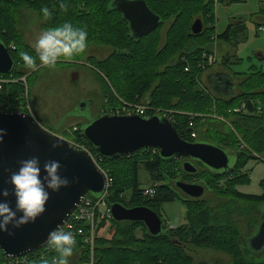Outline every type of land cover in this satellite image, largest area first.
<instances>
[{"label": "trees", "instance_id": "obj_1", "mask_svg": "<svg viewBox=\"0 0 264 264\" xmlns=\"http://www.w3.org/2000/svg\"><path fill=\"white\" fill-rule=\"evenodd\" d=\"M22 1L24 0H0V43L9 50L15 63L12 73L4 75L5 78L15 80V83L3 86L0 91V104L16 99L25 101L23 97L28 84L27 76L17 56L24 52L19 48L23 35L18 34V19L20 13L25 10L21 9L19 4L23 3ZM62 1L49 4L57 11H51V18L45 20L48 28L60 26L67 19H76V14H79L76 21L91 28L88 40L92 43L89 44L107 46L113 50L106 61L95 63V68L104 76L103 91L108 96L103 105L104 110L120 107L122 103H146L150 108L170 114L169 121L185 142L203 141L242 152L234 170L225 175L214 174L198 164L197 166L206 170V175L209 176L207 180L199 177L198 172L188 175L181 171L182 177L187 180L197 179L198 182L208 183L207 192L215 194L209 200L203 201L189 200L180 193L174 183L187 180L176 179L174 173L165 169L167 165L184 160L162 161L157 150H141L128 157L104 161L102 166L112 180L106 199L109 207L116 204L127 209L145 207L161 218L160 209L163 205L180 202L186 209L188 224L179 228L164 225L162 235L154 238L148 234L143 224L116 223L113 220L107 223L101 220L97 236L101 240L95 241V264H230L229 261L231 264H264V251L252 254L248 251L247 244L244 252L240 250L242 240L245 239L248 243L260 220V209L264 206V181L261 183L260 196L245 195L236 190L238 186L250 183L248 175L241 172L248 163L251 160L259 163L264 161V107L261 106L264 92L255 93L260 99L258 103L255 99L248 98L247 94L225 99L214 96L207 88H200L201 82L197 81V78L203 73L199 68L202 53L211 52L214 47L211 34L206 36L207 30L210 29L207 26L215 25L212 17L215 9L213 0H152L154 5L149 0H144L149 9L160 18L161 24L139 42L131 39L128 25L122 20L120 13L109 11L108 6L112 0H97L95 5L92 4L93 0H72L70 8L75 10L74 16L71 9L66 6L61 8V4H64ZM221 1L236 4L245 3L247 0ZM43 2L47 1L43 0L41 3ZM261 13L264 15V9ZM197 19L203 22L205 28L203 26V33L195 37L190 33V26ZM239 23L230 21L226 30L216 36V40L230 43L237 38V46L245 43V22L243 21L244 28L241 30L238 29ZM165 26V35L161 36L160 31ZM95 28L98 30L94 31ZM193 41H200L199 50L191 45ZM29 52L32 53L30 49ZM31 55H35L34 52ZM236 63L238 60L231 59L224 67L228 69ZM186 69L188 71H185ZM23 78L25 82L21 81ZM258 79L261 80V86L264 83V74L254 73L250 90L259 89L256 87ZM110 87L115 90L116 95ZM241 103L246 104V111L233 113ZM259 107L261 112L258 111ZM107 112L104 111L103 115ZM227 127L228 131L225 132ZM201 129L205 130L204 136L216 135L221 142L216 143L209 138L200 137ZM192 134H195V139L191 138ZM66 137L77 141L82 138L86 141L82 134ZM241 141L246 146L243 151L234 148ZM87 144L92 156L98 155L88 142ZM253 155L258 159H253ZM139 164L143 165L145 172L157 185L150 186L155 188L152 199L142 196L143 189L140 188L138 180ZM217 183L229 186L214 192ZM138 227L146 230L141 241L135 238L134 231ZM184 247L192 249H186L187 254L183 251ZM214 247L225 253L230 260L226 263L199 262L190 253L191 250ZM74 248L81 253L80 263L75 264H83L86 256L82 241H77ZM56 255L57 253H52L46 256L48 264H51ZM33 260L35 259L27 264H45V261ZM0 264L4 262L0 260Z\"/></svg>", "mask_w": 264, "mask_h": 264}, {"label": "water", "instance_id": "obj_2", "mask_svg": "<svg viewBox=\"0 0 264 264\" xmlns=\"http://www.w3.org/2000/svg\"><path fill=\"white\" fill-rule=\"evenodd\" d=\"M108 9L120 13L135 42L155 31L161 24L160 18L144 0H112ZM203 26L200 19L195 20L190 26L191 35L200 36ZM258 58L262 59V56ZM14 68L9 50L0 43V75H8ZM77 80V74L71 76L72 85H76ZM206 80L216 96L232 98L235 90L230 76L213 74ZM0 129L7 131L0 143V189L8 187L11 190L5 182L18 169L20 161L33 156L40 159L41 165L49 160L59 161L60 174L72 181L59 192L50 193L45 212L34 223L20 228L9 225L7 232H0V251L6 257L16 259L46 246L48 234L57 227H63L84 196L90 194L100 199L106 189V178L87 153L47 132L35 118L26 113H0ZM81 134L104 161L128 157L141 150H157L162 161L184 160L182 170L188 175L198 172L197 164L217 175L231 173L242 154L213 143L185 142L171 122L161 116L145 119L139 116L103 115L81 130ZM53 144L59 147L53 148ZM174 186L189 200H199L208 191L206 181H176ZM9 200L14 208V198L9 197ZM110 208L112 220L116 223L143 224L154 238L163 233L161 218L148 208L127 209L119 204ZM260 212V220L247 243L248 251L252 254L264 251V206Z\"/></svg>", "mask_w": 264, "mask_h": 264}, {"label": "rangeland", "instance_id": "obj_3", "mask_svg": "<svg viewBox=\"0 0 264 264\" xmlns=\"http://www.w3.org/2000/svg\"><path fill=\"white\" fill-rule=\"evenodd\" d=\"M39 1L42 2L43 0H24L22 1L24 4L21 2L19 3L22 6L21 9H25L20 13V18L18 19L20 23L18 34L23 35V40L19 48H22L24 52H29L30 49V51H32V53L29 52L30 54H33V52L35 54L32 46L35 44L40 33L49 29L45 24L46 19L43 18L41 9L43 7H48L50 11H57L56 8L49 4L53 3V1L56 3L58 0H46L47 2L43 3ZM96 1L97 0H93L92 4L95 5ZM149 1L154 5L153 3L155 2L152 0ZM62 2L64 3L63 5L71 9L70 4L73 3L72 0H63ZM213 2L215 9L213 10L212 17L214 18L213 21L215 25L207 26L210 29L207 30L206 36L211 34V41L213 40L214 42L213 50L215 49L217 52L218 62L209 70L203 71L197 78V81L199 80L201 82V87H199L202 89L206 88L207 74L212 71H224V74H227L228 77L230 76V80L233 84L232 87L235 90L233 93H235L236 96L247 94V96H249L248 98H253L259 103V96H256L255 93L264 92V83L260 86L261 80L258 79L256 87L259 89L257 91H255L256 88L253 90L250 89L252 87L251 83L254 80V73L261 72L264 74V15L262 13V15L260 14V11L264 9V0H247L245 3L236 4H231L229 1L223 2L221 0H213ZM80 7L83 8L82 5ZM71 11L74 16L76 14L75 10L71 9ZM78 16L79 14H76V19L79 18ZM165 18L167 19L168 17ZM76 19H67L63 23L71 22L74 26L79 24L80 27L87 30L88 34H91V28L86 26L83 22H77ZM241 20L245 22L246 26L247 40L245 43L237 46V38H234L230 43L216 40V36L222 34L226 30L230 21L233 23L240 22L238 29H243L244 23ZM166 28L167 26L161 29V36L165 35ZM213 28L214 31H212ZM97 30L98 28L94 29V31ZM89 39L93 40V38ZM89 43L92 42L88 40L87 44ZM191 45L197 50H199V46H201L200 41H193ZM112 52L113 50L107 46L89 44L82 53L73 56L71 59L61 57L55 67L48 68L39 66L35 70L25 68L24 61L21 59V53L17 55L20 60L19 64L24 66V72L27 76L28 103L31 114L43 129L52 134L57 132V134L54 135L68 142L74 138H68L66 137L67 135L75 137V134L80 132V129H85L88 124L103 116V110L105 109L103 105L108 96H106L103 91L105 87L104 76L95 68V63L106 61L111 56ZM259 55L262 56V59L258 58ZM231 59L232 61L238 60V63L226 69L224 66H226V62ZM37 63L39 64L38 58ZM74 74L78 75L76 85H72L71 83V76ZM110 89L114 95L117 94L111 87ZM151 90H153V88ZM209 90L213 95L215 94L211 88H209ZM81 105H84V107L82 108ZM262 105L264 107V100L261 101V106ZM258 111L261 112L260 107ZM257 116H259V114ZM227 131L228 127L225 132ZM199 135L204 139L209 138V140L216 143L221 142V139L216 135L204 136L205 130L203 129L199 131ZM245 147V144L241 141V143L234 148L243 151ZM244 154L246 153L244 152ZM253 157V159H258L256 155H253ZM182 164V161L177 162L165 166V169L174 173L176 179L181 178L187 180L185 177H182L183 175L181 174ZM138 168V180L141 189L157 186L152 178L145 172L142 164H139ZM197 168L199 177L207 180L209 176L206 175V170L199 166H197ZM241 172L248 175L250 183L248 185L238 186L236 190L241 194L260 196L262 194L261 183L264 181V161L259 163L256 160H251ZM183 182L191 183L190 179ZM216 185L214 192L224 190L229 186L223 183H217ZM214 194L215 193L205 192L201 201L209 200ZM160 216L163 226L166 225L171 228H179L188 224L186 209L180 202L163 205L160 209ZM134 232L135 238L141 241L146 230L143 227H138ZM99 240H101V238H97L96 242ZM246 244L247 241L243 239L240 247L242 252H244V248L246 249ZM96 247L97 244H95V248ZM184 248V252L186 249H192L190 247ZM76 253L77 250L74 248L73 254ZM190 253L193 258L199 262L226 263L230 260L225 253L219 252L215 247L197 251L191 250ZM246 260L250 261V259L247 258ZM229 262L231 264V261Z\"/></svg>", "mask_w": 264, "mask_h": 264}, {"label": "clouds", "instance_id": "obj_4", "mask_svg": "<svg viewBox=\"0 0 264 264\" xmlns=\"http://www.w3.org/2000/svg\"><path fill=\"white\" fill-rule=\"evenodd\" d=\"M61 8H65V5L61 4ZM41 13L45 19L52 16L48 7H43ZM87 41L88 32L85 28L65 22L42 31L32 46L36 55L25 51L21 53V59L25 67L32 70L39 66L52 68L61 57L71 59L82 53L87 47ZM6 135L7 131L0 129V143ZM52 147L59 145L53 144ZM60 168L59 161L49 160L41 165L36 156L20 161L18 169L5 182L11 190L8 187L0 189V232H7L9 225L20 228L34 223L45 212L50 193L59 192L72 182L60 174ZM9 197L14 198V208ZM47 243L57 253L51 264H70L76 243L72 231L57 227L48 234ZM45 264L48 262L45 261Z\"/></svg>", "mask_w": 264, "mask_h": 264}, {"label": "built area", "instance_id": "obj_5", "mask_svg": "<svg viewBox=\"0 0 264 264\" xmlns=\"http://www.w3.org/2000/svg\"><path fill=\"white\" fill-rule=\"evenodd\" d=\"M202 61L199 65L200 70L206 71L209 68L213 67L214 64H217L218 58L217 53L214 50L211 52H204L202 53ZM185 71H188L186 69ZM22 82H25V78L21 79ZM15 83V80L5 78L4 75H0V91L2 90L3 86L7 84ZM26 95L23 97L25 98V101H19V99H16L12 102H3L0 104V113H13V112H24L26 114L32 115L31 110L29 107V103L27 100V93L28 90H25ZM22 99V98H21ZM246 104L241 103L240 106L233 110V113H243L246 110ZM107 112L105 115L109 116H139L141 118H151L153 116H161L163 118H166L169 120L170 114H165V112H161L160 110H155L153 108H150L147 104H127L122 103L120 107L111 108L110 110H103V112ZM215 118V117H213ZM77 134L81 135V132H78ZM192 139H195V134L191 135ZM68 143L75 149L84 151L87 153L95 165L98 167V169L104 174L106 178V189L104 194L100 199H95L92 195L87 194L83 197V200L79 207L69 216L66 223L63 225V228L65 230H70L73 232L75 236V241H82L83 248H84V254H85V262L83 264H95V241L98 236V227L101 222V220H104L107 223H111L112 217H111V208L107 205V197L109 196V190L112 186V180L108 175V171L105 170V168L102 166L104 160L99 157V155H96L93 157L91 154L90 148H88V144L85 140L81 138L80 141H77L76 139L68 141ZM142 196L144 198L152 199L155 194V188L154 187H148L146 189L142 190ZM171 228V227H170ZM52 253H56L54 250L51 249V247L47 244L42 249L29 253L23 257L12 259L9 257H6L1 251H0V260L4 262V264H27L30 260L35 259L38 261H46V256L51 255ZM31 255V257L29 256ZM55 257V256H54ZM53 257V258H54ZM33 260V261H35ZM31 261V262H33Z\"/></svg>", "mask_w": 264, "mask_h": 264}, {"label": "crops", "instance_id": "obj_6", "mask_svg": "<svg viewBox=\"0 0 264 264\" xmlns=\"http://www.w3.org/2000/svg\"><path fill=\"white\" fill-rule=\"evenodd\" d=\"M217 53V52H216ZM217 58H218V55H217ZM224 74V71H219V72H211V73H209V74H207V76H206V79H207V77H209V76H211V75H213V74ZM206 88L209 90V88H208V85H206ZM210 91V90H209ZM212 93V92H211ZM213 94V93H212ZM214 96H216L215 94H214ZM233 96H236L235 95V93L233 94ZM232 96V97H233ZM218 97V96H217ZM225 99H229V98H225ZM80 252H77L76 254H73V256L70 258V264H75V263H80V260H81V253L79 254Z\"/></svg>", "mask_w": 264, "mask_h": 264}, {"label": "bare ground", "instance_id": "obj_7", "mask_svg": "<svg viewBox=\"0 0 264 264\" xmlns=\"http://www.w3.org/2000/svg\"><path fill=\"white\" fill-rule=\"evenodd\" d=\"M25 95H26V92H25ZM24 95V96H25ZM27 100H28V93H27ZM17 113H20V112H17ZM22 113V112H21ZM29 115V114H28ZM30 116H32L33 117V115H30ZM180 192V191H179ZM181 193V192H180Z\"/></svg>", "mask_w": 264, "mask_h": 264}, {"label": "flooded vegetation", "instance_id": "obj_8", "mask_svg": "<svg viewBox=\"0 0 264 264\" xmlns=\"http://www.w3.org/2000/svg\"><path fill=\"white\" fill-rule=\"evenodd\" d=\"M183 162H184V161H183ZM191 182H198V180H197V179H192Z\"/></svg>", "mask_w": 264, "mask_h": 264}]
</instances>
